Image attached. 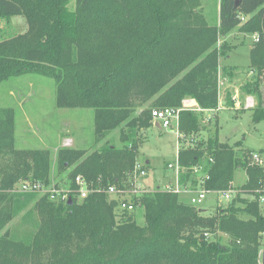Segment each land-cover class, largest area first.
I'll list each match as a JSON object with an SVG mask.
<instances>
[{"label":"trees","instance_id":"trees-1","mask_svg":"<svg viewBox=\"0 0 264 264\" xmlns=\"http://www.w3.org/2000/svg\"><path fill=\"white\" fill-rule=\"evenodd\" d=\"M16 16L27 29L0 42V84L28 73L52 79L57 108L93 111L100 145L59 148L54 160L48 150L16 149L14 111L0 109V264H259L264 165L251 158L264 150L218 141L217 126L203 138L211 123L200 120L204 112L179 113L180 185L206 194L232 190L226 206L206 216L156 188L132 197L140 206L126 212L101 190L128 187L154 109L190 99L206 112L236 110V87L251 100L252 120L264 119V0H219L218 26L206 21L200 0H0V19ZM236 27L259 37L245 68L223 64L233 47L220 41ZM115 132L119 146L108 140ZM238 169L247 179L235 192ZM78 176L100 192L84 199L71 192L67 204L14 189L65 180L74 191Z\"/></svg>","mask_w":264,"mask_h":264},{"label":"rangeland","instance_id":"rangeland-1","mask_svg":"<svg viewBox=\"0 0 264 264\" xmlns=\"http://www.w3.org/2000/svg\"><path fill=\"white\" fill-rule=\"evenodd\" d=\"M72 6L73 3L69 5V8ZM200 6L209 24L214 23L216 19L218 20L219 0H200ZM26 29L27 25L23 17H10L8 20L0 19V42L23 34ZM252 35L246 34L250 40L245 38V45L237 46L228 53L227 58L223 61L224 65L245 68L250 64L249 42H252ZM226 44L230 45V43ZM55 96L54 81L39 74L28 73L7 79L0 84V109L12 108L14 111L15 148L48 150L52 160H54L57 150L62 148V139H70L71 148L86 150L87 152L94 150L100 144L95 145L94 143L93 111L59 109L55 106ZM236 97L238 99L236 110H223L219 106L217 110L201 114L200 120L206 123L211 120V123L207 127L208 131L200 133V136L203 138L213 136L214 127L217 126L219 129L218 141L229 144L240 141L242 148L251 152L264 150V119L260 122H254L251 110H248L251 108L250 98L239 95ZM191 101L196 104L194 100ZM214 118H217L216 124L213 122ZM116 136L117 132L112 133L108 140H116L115 144L119 146ZM141 142L135 162L142 167L143 165L147 166V170L143 169L148 174V180H151L153 184L147 187L144 180L138 183L140 186H146L145 188L151 190L150 192L154 191L156 187L164 189L160 185L166 172V166L170 161H174L178 146L176 130L172 128L170 131L152 126L141 132ZM255 154L260 155L264 165V155ZM169 174L171 175V173H167L166 176ZM246 179L244 170L238 169L235 172L232 182L235 192L245 183ZM58 184H61L62 188L68 187L65 180ZM118 189H129V185ZM186 190L188 191V189ZM244 197L247 198L246 195ZM179 198L186 201V193L180 192ZM227 203L215 193H209L195 207L198 210H203L207 216L213 213L216 207L226 206ZM261 206L264 208V197L261 199ZM136 222L138 225L144 224L141 210L136 212ZM221 236L222 244H226L227 237ZM261 249L263 250L264 246Z\"/></svg>","mask_w":264,"mask_h":264},{"label":"built area","instance_id":"built-area-1","mask_svg":"<svg viewBox=\"0 0 264 264\" xmlns=\"http://www.w3.org/2000/svg\"><path fill=\"white\" fill-rule=\"evenodd\" d=\"M247 17H240V20L244 22ZM252 42L256 43L258 41V34L252 35ZM250 100V99H249ZM251 102V100H250ZM251 106V105H250ZM182 110H190L194 112H204L198 106H196L193 101L186 99L182 101L181 108L173 109V108H163V109H154L151 111V120L159 125V128L164 130H172L174 128L176 130L177 139L180 137L178 132V120H179V113ZM210 112V111H209ZM72 144L70 139H64L62 142V148H69ZM179 149V142L177 146V152ZM251 163L256 165H263L262 160L257 154H253L251 158ZM166 171L168 173H172L171 182L163 187V190L180 193L184 192L190 194L189 202L192 205L200 204L206 197V192L203 189H197L194 192H188L186 188L180 185V176L182 173V169L178 163V153L174 158L173 162H169L166 166ZM147 177L146 171L143 169L142 166L136 164L134 170L132 172V176L129 180V189L122 190L118 189L115 186L109 185L104 187L101 191L108 194L110 197H117L120 199V204L118 206L119 211H126V212H134L136 209L139 208L140 205H134L130 202L132 197L138 198L143 194L150 192L151 190L140 186L139 181L144 180ZM74 184L76 189L74 191H70V189L62 188L61 186H56L55 184H51L50 186H46L41 182L38 181H23L18 183L15 186V192L23 193V194H38L42 196H47L51 201H62L67 202L70 198L71 192L78 198L84 199L89 194L93 192H100L98 189H94L92 185H89L85 182V180L78 176L74 179ZM202 184V183H201ZM219 198L223 199L226 203L231 200L233 196V191H223L215 193ZM264 250L259 252V264H261V253Z\"/></svg>","mask_w":264,"mask_h":264},{"label":"crops","instance_id":"crops-1","mask_svg":"<svg viewBox=\"0 0 264 264\" xmlns=\"http://www.w3.org/2000/svg\"><path fill=\"white\" fill-rule=\"evenodd\" d=\"M218 23H219V18H218V20L216 19L215 22L214 23H211L210 25L218 26ZM245 38H247L246 34L240 33L238 31V28L236 27L235 29L231 30L225 37H223L220 42H223L224 41L226 43H230V45L233 47L232 50H234L237 46H240V45L243 46V45H245ZM248 40H250V39H248ZM251 43L252 42L250 41L249 42V53H250V45H251ZM234 89H235V94H236L235 97H236L237 96V91H236L237 89H236V87H234ZM223 104H224V102L221 103V105H223ZM221 109H223V108L221 107ZM152 126L155 127V128H159V125L157 123H155V122H152ZM62 140H64V139H62ZM62 140H61V146H62V142H63ZM176 154H177V150H176ZM175 157H176V155H175ZM167 173H168L167 171L164 173L165 175H164V178H163L160 186L165 187L167 184H169L171 182L172 175L169 174L168 176H166ZM147 177H148V174H147ZM147 177L144 179V181L146 182V186L147 187H150L153 183H152L151 180H148ZM156 188H158V187H156ZM190 196H191L190 194H187L186 193V198H187L186 201H189Z\"/></svg>","mask_w":264,"mask_h":264},{"label":"water","instance_id":"water-1","mask_svg":"<svg viewBox=\"0 0 264 264\" xmlns=\"http://www.w3.org/2000/svg\"><path fill=\"white\" fill-rule=\"evenodd\" d=\"M71 199L69 198V200L67 201V204H71ZM261 264H264V251L261 253Z\"/></svg>","mask_w":264,"mask_h":264}]
</instances>
